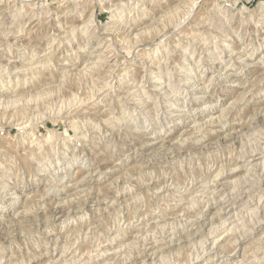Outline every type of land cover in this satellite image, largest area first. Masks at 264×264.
<instances>
[{"label":"clouds","instance_id":"clouds-1","mask_svg":"<svg viewBox=\"0 0 264 264\" xmlns=\"http://www.w3.org/2000/svg\"><path fill=\"white\" fill-rule=\"evenodd\" d=\"M0 264H264V0H0Z\"/></svg>","mask_w":264,"mask_h":264}]
</instances>
